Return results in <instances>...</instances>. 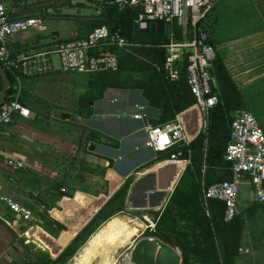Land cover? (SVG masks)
<instances>
[{"label":"crops","instance_id":"crops-1","mask_svg":"<svg viewBox=\"0 0 264 264\" xmlns=\"http://www.w3.org/2000/svg\"><path fill=\"white\" fill-rule=\"evenodd\" d=\"M221 2L215 3L201 26L230 76L235 101L251 111L264 130V18L247 17L230 8L232 2ZM53 9V16L71 19L60 7ZM71 28L67 37L57 29L46 33V28L17 33L9 45L18 51L53 38L77 37L78 29ZM89 106L92 112L86 117L62 111L61 122L30 109L28 118L16 117L0 129V153L24 163L18 170L0 164V181L33 212V220L26 223L0 203V264L55 258L123 183L128 184L123 209L160 213L167 204L185 168L165 159L155 161L158 153L146 145L145 127L158 117V109L149 106L139 90L115 88L106 89L103 98ZM177 114L191 141L201 131L199 111L192 105ZM84 162L87 169L76 170ZM241 188V196L251 200V233L264 234V202L254 200L247 181ZM239 204L240 199L237 208ZM245 230L234 264H256L240 258L251 251L247 240L254 239L252 235L246 239Z\"/></svg>","mask_w":264,"mask_h":264},{"label":"built area","instance_id":"built-area-1","mask_svg":"<svg viewBox=\"0 0 264 264\" xmlns=\"http://www.w3.org/2000/svg\"><path fill=\"white\" fill-rule=\"evenodd\" d=\"M217 1L116 0L120 9L138 8L133 19L136 28L144 27L146 22L151 24L159 20L169 23V27L161 33L166 37L163 43L143 44L131 41L120 33V29L113 30L109 25L101 24L81 37L53 38L49 42L18 51L10 47L11 38L27 28L44 30L46 16L35 14L13 17L8 13L7 6L0 1V64L5 73L12 78L11 93L0 105V129L12 123L16 117L30 116V109L21 102L24 83L28 79L55 70L81 74L116 71L119 66L117 52L120 49L133 53L134 47L145 46L164 49L166 54L162 65L138 57L151 63L158 71L162 70L170 81L179 78L181 64L185 59V75L195 99L193 106L201 116L200 132L204 134V144L207 148L210 116L220 98L214 92L216 79L211 73L215 52L209 43L208 33L202 28L201 23ZM228 127L229 135L223 158L229 163L231 178L214 182L209 186H205L203 179L200 183L203 206L207 207L209 199L221 201L224 204L225 222H230L237 215L238 197L241 185L245 181L251 187L254 200L264 202V130L256 116L245 108L234 109ZM145 133L146 145L157 153L167 151L177 144L188 145L190 142L179 114L162 125L146 126ZM189 153L190 150L185 154L179 149L165 160L177 163L183 169L190 164ZM0 164L12 170L24 168L22 161L2 153H0ZM205 167L203 165L202 172ZM0 203L17 215L21 221L33 220L31 208L9 193L1 181ZM135 213L149 222V227L154 231L158 217L155 213L148 210ZM239 250L242 248L239 247Z\"/></svg>","mask_w":264,"mask_h":264},{"label":"trees","instance_id":"trees-1","mask_svg":"<svg viewBox=\"0 0 264 264\" xmlns=\"http://www.w3.org/2000/svg\"><path fill=\"white\" fill-rule=\"evenodd\" d=\"M17 2L19 0H11L10 5L7 6L8 13L13 17L54 14L49 13V9L55 8L52 4L43 3L25 10L17 9L16 7L19 6ZM86 3L95 4V12L87 16L75 15L80 24L78 37L84 36L96 26L107 24L113 30L120 29V33L131 41L145 44L163 43L166 40L164 34L142 33L135 29L133 19L138 8L120 9L116 0H66L62 4L72 7L83 6ZM132 51L133 53H129L120 49L117 52L119 66L116 71H102L87 75L84 81L86 89L81 99L88 115L92 112L89 103L103 98L108 88L141 90L148 105L159 111L158 117L151 119L152 125L169 122L177 113L194 104L195 99L190 92L185 75V59L181 64L179 78L170 81L162 70L158 71L151 63L139 58L141 56L150 62H158L162 65L166 54L163 48L137 46ZM211 73L216 79L214 92L220 99L210 116L207 148L204 144V134L200 132L188 145L177 144L167 151L158 152L155 158V161H158L179 149H182L185 154L190 150V164L182 172L163 210L155 213L158 217L152 233L178 248L182 253L183 264H234L243 231V223L237 215L230 222L224 221V204L221 201L209 199L207 207H204L200 197L202 179L205 186H209L214 182L231 178L229 163L223 158L230 120L225 113V106L234 102L230 107L233 110L244 108L239 100L235 101L237 92L232 87L230 76L222 60L216 55L212 60ZM123 74H127L126 80L123 79ZM7 76L12 84V78ZM1 85L0 78V88ZM10 93L11 88L8 90L6 100ZM21 102L30 109L24 97ZM183 115L185 114L182 113ZM203 165L206 166L204 172H202ZM127 189L128 184L123 183L55 258L47 256L40 261L24 259L11 264H66V260L73 256L79 246L102 222L108 221L112 215L123 210Z\"/></svg>","mask_w":264,"mask_h":264},{"label":"rangeland","instance_id":"rangeland-1","mask_svg":"<svg viewBox=\"0 0 264 264\" xmlns=\"http://www.w3.org/2000/svg\"><path fill=\"white\" fill-rule=\"evenodd\" d=\"M6 6L10 5L11 0H0ZM66 0H19L21 4L19 5V9H29L31 7H36L37 5H41L43 3L52 4L53 7H60L62 9V13L68 14L71 19L66 18L65 16H53V14L46 15V33L57 29L60 32L62 37H67L69 35V30L80 28V24L78 23V19L75 18L77 14L79 15H91L95 12V4L86 3L83 6H64ZM232 2V3H231ZM231 3L230 8H234L241 12L243 15H260V17L264 18V0H222L221 4ZM25 5V7L23 6ZM28 7V8H27ZM79 9V10H78ZM54 9H49V13H53ZM77 20V21H76ZM34 30L33 28H27L18 33V35L28 34L29 31ZM38 30V29H36ZM40 33V32H38ZM44 35V33H40ZM16 35V34H15ZM47 37V35H46ZM42 36V38H46ZM209 37V36H208ZM56 62V58H55ZM57 66V63H56ZM88 74H74V73H60L56 75H45L37 78L30 79L25 83L24 89V101L29 105L30 109L35 111L36 113H40V115L46 117H52L53 120L57 122H61L62 119L60 117V113L62 111H69L73 114H82L86 117V106L81 99L85 91L84 81ZM126 75L123 74V79L126 80ZM127 82L130 83V80L127 79ZM118 90H139V89H118ZM141 91V90H139ZM237 98V97H236ZM234 102L225 106V113L228 115V118L231 117V114L234 110L231 107ZM229 124V123H228ZM78 165V164H77ZM87 163L84 162L80 166L76 167V170L80 168V170L87 169ZM68 167V168H67ZM67 169L72 171V162H68ZM71 169V170H70ZM71 175H69L70 177ZM243 185V184H242ZM241 185V187H242ZM96 189V188H94ZM242 192V188L241 191ZM242 193L239 194L238 199H240V204L237 208V216L241 219L243 223V229H246V239L251 237V200L241 196ZM244 195V194H243ZM114 215L123 217L126 220H132L131 224H139L138 231L126 240L121 246L117 249L116 260L118 264H126L124 261L125 253L129 250L131 244L140 236L144 235H152L153 230L149 227V222L140 217L135 212L130 209H123L115 213ZM112 215V216H114ZM111 216V217H112ZM110 217V218H111ZM109 218V219H110ZM137 220V221H136ZM107 221V220H106ZM134 221L136 223H134ZM105 222V221H104ZM102 222L94 232H96L103 224ZM139 222V223H138ZM93 232V233H94ZM92 233V234H93ZM91 234V235H92ZM90 235V236H91ZM89 236V237H90ZM254 239L252 241L246 242V247L250 248L247 251L240 255L244 260L249 262L255 261L256 264L264 263V234H256L252 235ZM79 246L77 251L66 260V264H99L100 258L97 254L93 253V251L87 252L84 251V245L87 244V241L90 238ZM244 246V245H242ZM249 251V252H248ZM238 249V253H239Z\"/></svg>","mask_w":264,"mask_h":264},{"label":"water","instance_id":"water-1","mask_svg":"<svg viewBox=\"0 0 264 264\" xmlns=\"http://www.w3.org/2000/svg\"><path fill=\"white\" fill-rule=\"evenodd\" d=\"M57 10V9H56ZM169 27V23L163 21H156L154 23L146 22L144 27H138L139 32H157L163 33ZM0 105L6 99L8 90L10 88V81L0 64ZM67 118L68 115L64 114ZM27 223V222H26ZM68 238L64 237L63 242ZM124 261L126 264H183L182 253L178 248L173 247L169 243L163 241L155 235H144L138 237L125 253Z\"/></svg>","mask_w":264,"mask_h":264},{"label":"bare ground","instance_id":"bare-ground-1","mask_svg":"<svg viewBox=\"0 0 264 264\" xmlns=\"http://www.w3.org/2000/svg\"><path fill=\"white\" fill-rule=\"evenodd\" d=\"M131 222L132 220L115 215L90 237L83 250L93 251L97 254L100 258L99 264H118L117 249L141 227L139 224H131ZM134 223L136 222L134 221Z\"/></svg>","mask_w":264,"mask_h":264}]
</instances>
